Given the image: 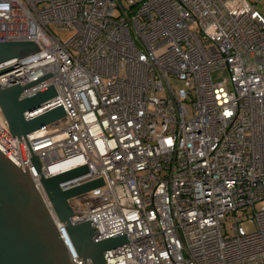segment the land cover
<instances>
[{
	"label": "built area",
	"instance_id": "obj_1",
	"mask_svg": "<svg viewBox=\"0 0 264 264\" xmlns=\"http://www.w3.org/2000/svg\"><path fill=\"white\" fill-rule=\"evenodd\" d=\"M259 1L0 0V41L39 48L10 64L0 87L49 74L19 98L49 85L55 95L23 117L64 111L20 142L70 264L92 263L76 254L40 177L82 165L87 173L60 188L101 180L68 199L69 221H88L94 242L126 236L106 264H264ZM0 151L24 170L1 111Z\"/></svg>",
	"mask_w": 264,
	"mask_h": 264
},
{
	"label": "water",
	"instance_id": "obj_2",
	"mask_svg": "<svg viewBox=\"0 0 264 264\" xmlns=\"http://www.w3.org/2000/svg\"><path fill=\"white\" fill-rule=\"evenodd\" d=\"M38 51L33 41H0V75L11 70V63ZM47 77L49 74L23 86L0 87V111L11 135L17 137L24 167L21 170L0 151V264H70L61 235L28 175L20 142V137L64 115L61 107H55L28 120L23 117L25 111L39 108L42 102L55 95L53 86L49 85L19 98L24 89ZM30 161L39 172L40 164L34 154H31ZM85 173L87 167L82 165L53 176L40 177V183L57 220L64 224L78 257L88 258L92 264H106L105 252L125 244L126 236L118 234L94 242L93 229L88 221L76 224L69 221L73 210L68 199L101 185V180L65 190L60 188L61 183Z\"/></svg>",
	"mask_w": 264,
	"mask_h": 264
},
{
	"label": "rangeland",
	"instance_id": "obj_3",
	"mask_svg": "<svg viewBox=\"0 0 264 264\" xmlns=\"http://www.w3.org/2000/svg\"><path fill=\"white\" fill-rule=\"evenodd\" d=\"M257 9L259 10V12L262 14V16H264V0H260L258 3H257ZM117 13V12H115ZM70 33L68 32H58L57 35L62 38V39H66L68 36H69ZM171 84L172 86L177 89L178 87L181 86V83L178 82V81H174L172 80L171 81ZM227 228H229V223L227 225ZM244 228L246 230H250L251 229V225L247 222L244 223Z\"/></svg>",
	"mask_w": 264,
	"mask_h": 264
}]
</instances>
